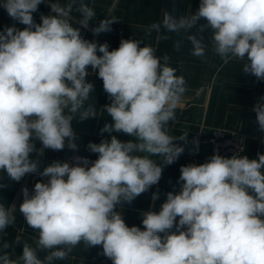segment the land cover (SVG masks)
I'll use <instances>...</instances> for the list:
<instances>
[{
    "label": "clouds",
    "instance_id": "clouds-1",
    "mask_svg": "<svg viewBox=\"0 0 264 264\" xmlns=\"http://www.w3.org/2000/svg\"><path fill=\"white\" fill-rule=\"evenodd\" d=\"M44 2L0 0L9 17L25 25L0 31V171L19 182L38 172L30 154L77 150L72 121L100 112L112 121L101 133L132 139L112 135L89 142L94 161L76 156L73 164L57 160L39 172L47 182H36L31 193L22 190L19 211L37 234L31 242L17 234L13 243H22L20 255L7 251L12 245L3 240L15 224V206L0 203V264H55L81 244L101 246L112 264H264L261 153L257 159L217 153L205 163L181 166L179 191L168 192L158 212L142 213L143 229L126 224L117 206L158 184L163 166L185 151L176 142L186 143L188 132L172 135L170 123L187 81L168 54L157 56L151 43L140 46L145 38L121 39L111 51L107 42L84 39L81 28L97 15L89 0H47L53 14H41L36 23L33 13ZM118 21L109 12L92 32H110ZM153 32L157 42L172 39L169 34L179 37L173 41L177 52L187 41L190 54L201 59L210 46L223 65L241 62L245 74L264 81V0H200L194 14L180 13L174 4L147 27L145 37ZM89 66L110 100L101 111L92 103ZM253 111L264 132V97ZM35 140L42 148L36 149ZM192 143L198 151L199 141ZM158 198L154 193L153 200Z\"/></svg>",
    "mask_w": 264,
    "mask_h": 264
},
{
    "label": "crops",
    "instance_id": "crops-1",
    "mask_svg": "<svg viewBox=\"0 0 264 264\" xmlns=\"http://www.w3.org/2000/svg\"><path fill=\"white\" fill-rule=\"evenodd\" d=\"M89 3L95 8L97 15L89 28H81L84 39L98 44L107 42L111 51L119 47L121 39L145 38L140 46L151 43L158 49L157 56L168 54L171 57V66L177 68V75H183L187 81V91L181 108L177 110V119L170 123L172 135L179 136L188 132L186 143L185 141L176 142L184 146V153L173 164L163 166L162 177L158 184L153 185L130 204L123 203L116 208L129 227L138 226L143 229L142 213L149 210L158 212L162 203L166 201L167 193L179 191L178 180L181 166L205 163L210 158L206 138L212 127L223 128L229 133L241 135L243 149L239 154L246 155L249 159H257V153L264 154V132L260 131L253 111L256 100L264 97V81H258L251 74H245L241 70V62L231 61L228 65H223L222 60L211 52L210 46L206 58L201 59L190 54L191 46L187 41H184L179 52L175 51L173 41L179 37L173 34H169L172 35V39L159 42L156 41L155 32L150 37H145L147 27L151 23L158 22L164 10H170L175 4L180 13L191 11L194 14L200 0H89ZM109 12L118 17L119 21L111 26L112 31L94 34L92 28L98 26L100 20L108 18ZM41 14H53L47 0L38 6L36 13H33L36 23L41 22ZM73 23L74 26L79 27L78 22ZM203 23L206 21L199 22V24ZM11 26L21 30L25 27L10 18L6 10L0 7V31ZM205 42L207 43V40ZM88 70L90 75L87 80L94 84V91L91 93L92 103L97 111H101L104 105L110 103V100L103 89L102 80L92 72L90 66ZM98 115L84 121L78 119L72 121L77 150H71L66 146L60 151L45 149L43 155L39 152L30 154L31 159L38 161V170L43 171V168L53 161L62 162L69 153L97 157V154L88 150L89 142L99 143L102 139L110 140L112 135L124 142L132 139L123 133H101V128L112 121L102 112ZM194 139L199 141L198 151H194L195 145L192 143ZM34 143L36 149L42 148L40 141L35 140ZM154 159L159 162L158 157ZM0 184L4 185L0 187V203L14 205L16 209L15 224L5 229L6 234L3 235V240L12 245L7 251H14L15 255H20L22 243H13L17 234H22V239L31 242V238L37 232L27 225L19 211V206L23 202V195L19 190L20 181L11 180L6 172L0 171ZM157 192L159 198L154 201L153 194ZM102 251L101 246L84 248L81 244L73 249L68 259L56 261L55 264H112Z\"/></svg>",
    "mask_w": 264,
    "mask_h": 264
},
{
    "label": "built area",
    "instance_id": "built-area-1",
    "mask_svg": "<svg viewBox=\"0 0 264 264\" xmlns=\"http://www.w3.org/2000/svg\"><path fill=\"white\" fill-rule=\"evenodd\" d=\"M206 144L209 149L210 157L214 154H220L222 156H229L233 154H239L243 149V137L238 134L229 133L223 128L219 127H212L209 130V134L206 138ZM85 157L90 162L97 159L95 156H90L87 154H81V153H69L62 162H68L69 164L75 163V157ZM39 170L37 173H30L26 174L21 180H20V192L24 188H27L29 190V193L32 192L34 189V185L38 181L47 182V177H41L39 175Z\"/></svg>",
    "mask_w": 264,
    "mask_h": 264
}]
</instances>
